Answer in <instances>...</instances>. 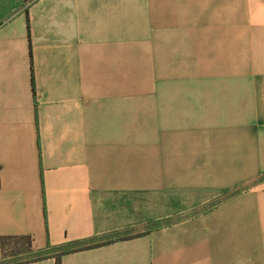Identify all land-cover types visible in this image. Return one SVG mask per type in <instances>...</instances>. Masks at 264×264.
<instances>
[{"label":"crops","instance_id":"obj_1","mask_svg":"<svg viewBox=\"0 0 264 264\" xmlns=\"http://www.w3.org/2000/svg\"><path fill=\"white\" fill-rule=\"evenodd\" d=\"M167 220L62 264H264V0H0V258Z\"/></svg>","mask_w":264,"mask_h":264},{"label":"trees","instance_id":"obj_2","mask_svg":"<svg viewBox=\"0 0 264 264\" xmlns=\"http://www.w3.org/2000/svg\"><path fill=\"white\" fill-rule=\"evenodd\" d=\"M235 193L236 192H227L224 198L232 196ZM220 201V199L217 200L215 204ZM168 223H170L168 220L151 223L148 225L145 232L133 229L119 230L86 239L69 241L60 245L49 244L43 249H35L30 236H5L1 239L2 256L0 258V264H30L49 258H55L56 264H62L63 257L68 254L94 249L117 241L138 237Z\"/></svg>","mask_w":264,"mask_h":264}]
</instances>
